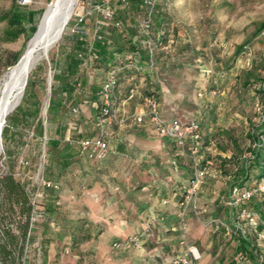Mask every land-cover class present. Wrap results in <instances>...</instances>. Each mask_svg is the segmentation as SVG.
<instances>
[{"label":"trees","instance_id":"trees-1","mask_svg":"<svg viewBox=\"0 0 264 264\" xmlns=\"http://www.w3.org/2000/svg\"><path fill=\"white\" fill-rule=\"evenodd\" d=\"M92 1H87L86 3H91V6H94L102 2V0ZM114 1L116 3L113 4L115 8L113 18L105 19L100 12H93L87 16L85 21L86 27L87 19L90 16L101 17L99 20H96L98 34L97 36L94 35L92 41L88 40V27L85 36L71 35L69 33L72 21L66 27L61 43L58 46L60 64L58 69L55 70L52 97L48 107V120L50 118L51 122H54L57 116L61 114L60 107L69 104V92L82 90V86L85 85L86 81L84 80L83 82V79H81L80 69L87 66L90 62H98L104 65L107 73L111 68H120L118 73L119 103L127 97L130 87L128 78L133 77L138 87V93L132 100L140 97L142 105L146 97L152 96L159 100L160 94L158 92L161 84H165L170 76H183V78H186L188 76L186 68L199 67V65L204 66L201 57L208 59L204 51L195 52L194 58L198 56L197 62L199 64H194L192 60L186 61L184 59L182 55L190 50V46L188 43L184 46L179 45V37L181 34L188 35V33H186L185 29L172 24L174 19L166 11L168 0H163L155 8L154 21L155 32L162 30L164 31V35L157 41L158 48L154 55V65L151 66L147 51L141 44L143 37L138 30L139 19H136V16L139 18L145 11L143 0ZM44 11L45 8L31 9L26 5L19 4L17 0H13L8 10L0 12V23L4 24L3 41L15 42L22 35L26 36L23 49L9 54L8 59L4 63L6 68L13 67L24 54L28 42L37 31ZM263 30L264 21L258 22L256 34H260ZM67 38L71 44L67 43ZM169 43L173 44L171 45L172 50H169ZM62 46L67 51L65 59L62 58L60 52ZM191 51H194V49H191ZM249 51L252 55L250 66H247L245 60L247 59L246 54ZM262 54L263 51L260 52L258 57L254 49L247 44H241L237 47L227 70L228 75H234L236 79L226 96L230 103L228 113H225L226 117L224 116L226 122H229L230 119H235L234 117L240 113L244 114L242 104L247 101L246 96L248 92L252 91L253 95L257 94L256 102L254 103L256 108L259 102L264 106V74H262V71L264 73V58ZM239 57L243 58L241 67L246 69L244 72H240L237 64H235L239 60ZM128 60H132L139 69L124 68L123 66L127 64ZM38 68L41 70L42 67L39 66ZM207 71V73L212 72V70ZM258 71H260V74ZM37 73L31 71L21 104L7 117V122L2 133L3 144L6 149L5 151L9 154L8 160H11L12 154H14L11 148L16 150L20 148V144L26 143V141L21 142L22 137L18 138V134L13 136L9 134L11 127L21 128L26 130L27 133L32 132L33 139L40 144H43L44 137H46L45 159H47V166L43 175L46 180L58 184L60 189L43 188V198L34 204L32 192L36 190L37 185L32 184L33 186L30 187L29 174L21 172L23 178H18L10 163H8V170H0V264H29V251L37 238L39 239L40 250L43 246L41 254L43 253L44 255L45 246L51 242V239L46 237L51 227L50 225L55 224L56 226L61 216L56 202L61 192L60 178L63 172L70 166V160H68L67 155L73 156L71 152L72 146L77 148L78 155H82L76 142L82 138H92L96 135H87L81 127H77L76 122H69L67 124L68 132L70 131L71 138L74 140L73 143L65 140L67 133L62 140L51 137L50 128L47 126L48 121L44 123V118L39 116L42 102L40 100L33 101L36 96L34 88L40 77ZM216 77L218 76H213L212 87L220 95L226 93L225 91H220L221 88L216 84ZM224 77L220 76V79ZM63 79L67 80L66 85H61V80ZM124 81L127 83L125 95L122 88V82ZM102 84L92 97L89 95L84 96L95 107V122L101 115L102 102L98 93ZM200 92L202 91L196 93L193 98L199 100V105H203L201 117L188 122L198 123L204 146H213L212 148H216L218 151L227 152L228 156L225 158L217 156L215 159H212L207 154L203 165L208 170V173L199 185L198 201L204 182L208 181L210 173L215 169L216 174L211 176V180L216 181L220 186L217 190L218 198L216 201L225 209L228 207L223 203L222 198L228 199L234 189L240 192L244 191L247 188V183L252 178L260 180L264 177V122H258L257 119L260 114L259 112H255V120L249 119L250 126L246 130V134H239L236 125L231 126L229 124L226 127V125L219 122V115L221 113L217 108V103L213 102L212 99H205L212 96V91L208 93L202 92L204 95L207 93V96L204 97H199L198 94ZM182 96L184 98L188 97L185 93ZM75 107L79 108L78 106H70V114L77 115L79 113L72 111ZM95 122L94 130L97 133ZM245 122L248 123L247 120H243L241 124L243 125ZM146 123L151 126L148 118L143 123L131 122L125 127L117 122H112L109 128L108 144L111 137L115 135V129H126L132 124L142 126ZM236 135H239V138H236ZM244 137H247L249 142H246ZM227 140L233 143L232 148L226 143ZM185 155L189 160L192 178L191 160L186 151ZM25 161L29 165L30 161L26 158ZM21 165L23 167L27 166L22 161ZM199 206L201 209H207V206L202 205L200 202ZM248 207L254 211H261L264 208V198L254 197L252 202L248 204ZM36 213L42 215L43 221L33 224L32 217ZM261 219H246L244 221L245 235L227 236L224 230L214 233L226 238L225 241L222 239L220 243L223 250L218 256V264H264V239L260 238L261 234L264 235V213H261ZM38 226L41 227L40 230H37ZM87 237L84 239H88Z\"/></svg>","mask_w":264,"mask_h":264},{"label":"crops","instance_id":"crops-1","mask_svg":"<svg viewBox=\"0 0 264 264\" xmlns=\"http://www.w3.org/2000/svg\"><path fill=\"white\" fill-rule=\"evenodd\" d=\"M60 52L65 59L67 51L63 46ZM158 93L163 116L168 120H182V115H193L190 120L198 119L203 111V105H199L197 99L191 104L178 90L169 89L166 83L161 84ZM211 97L220 110L221 97ZM140 108V97H136L128 102L126 110L132 113ZM224 116L219 115V122L227 127L230 123ZM114 133L109 142V154L102 162L78 154L67 155L70 166L60 178L61 192L56 202L61 216L57 227L51 224L48 230L46 237L51 242L44 248L43 263L48 264L49 257L57 251L56 243L64 242L83 251L85 245L91 244L87 251L96 264H171L182 252L181 241L186 238V244L198 247L201 253L197 264H218V256L223 250L220 243L222 239L226 240L225 237L202 226L192 211L187 214L183 234L178 217L179 203L191 178L185 152L171 140L159 137L148 123L117 128ZM92 135L94 138L98 133L94 130ZM235 137L239 138V135ZM226 143L233 147L231 141ZM212 149L208 153L212 159L228 156L227 152L217 149L212 154ZM74 161H79L80 165L72 167ZM73 174L77 178L69 185L67 181ZM215 174L213 169L208 181L204 182L199 202L207 206L209 217H221L231 222V210L224 209L216 201L220 186L211 180ZM258 181L252 178L247 186ZM135 234L140 236L138 246L114 247L115 242ZM34 247L39 248V243L36 242ZM28 263H31L29 259Z\"/></svg>","mask_w":264,"mask_h":264},{"label":"rangeland","instance_id":"rangeland-1","mask_svg":"<svg viewBox=\"0 0 264 264\" xmlns=\"http://www.w3.org/2000/svg\"><path fill=\"white\" fill-rule=\"evenodd\" d=\"M12 1L13 0H0V12L8 10ZM52 1L53 0H31L30 3L24 4L23 0H17L19 4L26 5L31 9L46 8ZM88 1L91 2L92 0ZM77 2L70 21H72L76 13H80L83 10V3H86L87 0H78ZM115 3L116 2L114 1L113 4ZM166 6V11L169 15L171 14L170 16L174 19L172 24L185 29L186 33H188V35L181 34L179 37V45L184 46L188 43L190 46V50L187 52L184 51L186 53L182 55L184 59L186 61L192 60L194 64H199V62H197L198 56L195 58L194 56L195 52L197 53L201 51H204L208 58L204 59V57L200 56L204 66L199 65V67L195 66L190 69L186 68L188 74L186 78H183L182 76L168 78L165 82L167 87L169 89L178 90L181 95H183V93L187 94L188 97H185V99L191 101V104H195L196 99L193 97L196 93L199 91L207 93L213 91V76H218L215 78L217 79L216 84L221 88L220 91H225L226 93L221 95L218 93L215 96L216 98L218 95L221 97L219 101L222 106L220 113L225 115V113H228V107L230 106L229 99L227 100L226 96L236 79L234 75H228L227 70L229 63L232 62L237 47L241 44L250 45L257 53L258 57L260 52L264 50V30L260 34H256L257 23L264 21V0H168ZM141 16H139V18L136 16V19H140ZM100 18L101 17L97 18V16L93 15L87 19V27L89 30L88 40L90 41L94 39L95 30L97 28L96 26L98 25L96 20H99ZM3 29L4 24L0 23V86L3 82L4 75L11 68H6L4 64L9 57V54L21 51L26 41L25 35H22L15 42L3 41ZM61 40L51 49L49 56L40 60L32 71L38 72L37 74L40 76L38 78L39 81H37L34 88L36 96L35 99H33V101L40 100L42 102V109L39 116L44 118V123L48 121L47 126L50 128L51 137L62 140L66 133H68L69 129L67 124L69 122H76L77 127H81L85 134H92L95 122V107L92 102L84 96H93L105 80L107 70L104 65L98 62H90L87 66L82 67L80 69V75L83 82L84 80L86 81L85 85L82 86V90L69 92V104L61 106V114L57 116V119L54 122H51L50 118L48 120V107L52 97L55 70L58 69L60 64L58 46L61 43ZM66 41L71 44L68 38ZM171 45L173 44L169 43V50L173 49L171 48ZM191 49H194V51H191ZM242 59V57H239V60L237 62L235 61L240 72L246 70L241 67ZM39 66L42 67L41 70H39V68L37 69ZM207 70H212V72L207 73ZM258 72L260 74V71ZM50 74L52 77L51 87L49 85ZM262 74H264L263 71ZM220 76L225 77L220 79ZM66 82V79L61 80V85H66ZM122 83V88L125 90L127 83L126 81ZM246 97L247 101L242 104L244 114L240 113L238 114L239 116L237 115L234 117L235 119H230L229 121L232 126L236 125L239 130L238 133H243V135L246 134V130L250 126L249 119L255 120V112H260L262 106V103L259 102L257 108L255 107L254 103L256 102L257 94L253 95L252 91L248 92ZM209 99L213 98L209 96ZM70 106H78L79 113L77 115L70 114ZM46 107L47 111L45 113ZM183 113L186 114V112ZM192 113H194V111ZM182 116L183 119L181 121L183 123H187L193 117V115L190 117H188V115ZM198 116L201 117V114ZM243 120H247L248 123L245 122L242 125L241 121ZM9 134L11 136L18 134V138L22 137L21 142L26 141V143L20 144V148H17L16 150L11 148V151H14L11 160H8L9 154L5 151L6 149L3 144V150L0 154V170H8V163H10V166L13 167L18 178L22 177L21 172L29 174V185L32 187V184H36L38 180L39 172L41 174L45 172V167L47 166V159L43 157L44 146L33 139L32 132L27 133L26 130L21 128L11 127ZM244 139L246 142H249L247 137H244ZM71 148L72 154L77 156V148L75 146H72ZM212 150V154L217 152L216 148H213ZM25 158L28 159L30 163L26 167H23L21 161L25 160ZM72 163V167L74 168L80 165L79 161H74ZM72 176L73 177H70L71 180L69 179L67 181V184L69 185L75 182L74 178H77L74 174ZM40 229L41 227L38 226L37 230ZM38 240L39 239L37 238L34 244H36V242L38 243ZM56 244L58 249L49 257L48 264H96L95 261H93V256L87 251L91 244L85 245L83 247L84 251L81 248L71 247L64 242H58ZM41 251H43V246L41 250L40 248L34 247V245L32 246L29 252L30 264H44V255L43 253L41 254ZM81 252L85 253L83 254Z\"/></svg>","mask_w":264,"mask_h":264},{"label":"built area","instance_id":"built-area-1","mask_svg":"<svg viewBox=\"0 0 264 264\" xmlns=\"http://www.w3.org/2000/svg\"><path fill=\"white\" fill-rule=\"evenodd\" d=\"M124 1V0H123ZM163 0H143L145 11L139 19L138 30L142 39V46L146 49L149 56L150 65H154V55L158 48L157 41H159L164 31L155 32L154 13L155 8ZM24 4H28L31 0H23ZM114 0H102L100 4L91 6L90 3H83V10L76 13L72 19V24L69 28L71 35L85 36L87 34V27L85 21L87 16L93 12H100L105 19H111L115 15V8L113 7ZM90 6V8H89ZM98 34V29L95 30V36ZM100 38V37H99ZM251 52H247V59L245 63L250 66ZM264 58V50L262 54ZM124 63V62H122ZM124 68L139 69L132 61L128 60ZM120 68H111L102 87L98 93L102 102L101 115L97 118L95 126L98 135L94 138H82L76 143L79 146L80 153L90 160L104 161L109 154L108 138L110 135L109 128L112 122H117L125 127L131 122L143 123L148 118L154 132L162 138L171 140L180 150L186 151L192 166V178L185 187L182 200L179 203L178 217L182 224L183 234L186 230V218L189 211H192L199 219L202 226L209 228L213 233L224 230L227 236L245 235L244 221L246 219L256 218L261 219V213H264V208L261 211H254L248 207L254 197L264 198V177L258 182L248 185L244 191L234 189L230 197L222 198L223 203L231 210V222L221 217H209L208 209H201L198 201V188L200 183L207 176L208 170L204 167V160L211 151L213 146H204L202 142V134L197 122L183 123L179 119L167 120L164 118L160 101L154 97L144 98L143 104L139 111L129 113L126 110L127 104L138 93V87L133 77H129L130 87L128 89L127 97L119 103L118 89H119V73ZM212 95H217L218 92L213 90ZM199 97L205 95L200 92ZM119 103V104H118ZM47 108V107H46ZM47 111V110H46ZM74 113L79 112V108L75 107L72 110ZM260 111V110H259ZM264 106H261L260 116L258 122H264ZM47 138L44 137L43 157L45 158V143ZM66 141L73 143L70 131L67 133ZM22 163L28 164L23 160ZM206 164V163H205ZM207 165V164H206ZM35 184V183H34ZM37 188L32 192L34 204L41 200L44 196L43 188L60 189V186L52 181L46 180L43 173L39 172L38 180L36 182ZM205 217V218H204ZM43 221L39 213L32 217V223H39ZM260 238L264 239L261 234ZM140 244V236L138 234L131 235L123 241L115 242L114 247L120 246H138ZM181 244L184 246L182 252L171 262V264H197L201 259V253L198 247L186 244V238H183Z\"/></svg>","mask_w":264,"mask_h":264},{"label":"bare ground","instance_id":"bare-ground-1","mask_svg":"<svg viewBox=\"0 0 264 264\" xmlns=\"http://www.w3.org/2000/svg\"><path fill=\"white\" fill-rule=\"evenodd\" d=\"M77 1L78 0H60L56 6H51V8L55 7L54 18H56V20L60 19V21L62 19H64V21L70 19L74 12L73 8H75L76 3H78ZM49 21L50 19L46 21L47 23H44L39 33L32 40L28 51L22 57L20 63L11 71V74L17 72L20 75L21 81L13 85L10 90V105L15 104V102L20 99L24 89V81L28 73L37 63H39L40 60L48 57L51 49L57 44V39L60 33L58 22L56 21L54 26L48 27L50 25ZM2 116L3 112H0V118ZM2 150L3 148H0V154L2 153Z\"/></svg>","mask_w":264,"mask_h":264},{"label":"water","instance_id":"water-1","mask_svg":"<svg viewBox=\"0 0 264 264\" xmlns=\"http://www.w3.org/2000/svg\"><path fill=\"white\" fill-rule=\"evenodd\" d=\"M60 0H53L46 8H45V11L42 15V18L40 20V23L37 27V31L35 32V34L33 35V37L30 39V41L28 42V45H27V49L26 51L24 52V54L28 51L30 45H31V42L32 40L35 38V36L39 33L41 27L44 25V23L50 19V25L48 27H52L55 25V22L58 20H56V18H54V8H51V6H56V4L59 2ZM73 8V7H72ZM75 8H73V11H74ZM73 15V14H72ZM72 17V16H71ZM71 19V18H70ZM70 19L68 20H65L62 19L60 21V19L57 21L58 22V28L60 29V33H59V37L57 39V42H59L62 37H63V34H64V31H65V28L66 26L68 25ZM47 23V22H46ZM47 25V24H46ZM24 54L21 56V58L18 60V62L10 69L7 71V73L4 75L3 77V82L0 86V112H3V116L0 118V148H3V137H2V133H3V129L5 127V124L7 122V117L21 104L22 102V99L24 97V93H25V89H26V86L28 84V78H29V75L31 73V71L35 68H33L29 73L28 75L26 76L25 78V81H24V89H23V92L21 94V97L20 99H18L15 104H9L10 103V90L12 88L13 85L19 83L21 81V78H20V75L16 72L14 74H11V71L17 67V65L20 63V61L22 60V57L24 56ZM51 80H52V77H51V74H50V78H49V85L51 87ZM46 110L47 108H45V113H46Z\"/></svg>","mask_w":264,"mask_h":264}]
</instances>
